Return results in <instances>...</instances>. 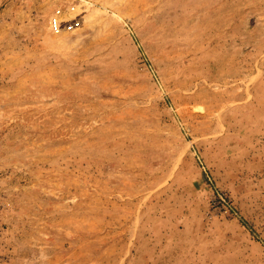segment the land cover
Segmentation results:
<instances>
[{"label": "rangeland", "instance_id": "1", "mask_svg": "<svg viewBox=\"0 0 264 264\" xmlns=\"http://www.w3.org/2000/svg\"><path fill=\"white\" fill-rule=\"evenodd\" d=\"M0 0V264H264V0Z\"/></svg>", "mask_w": 264, "mask_h": 264}, {"label": "built area", "instance_id": "2", "mask_svg": "<svg viewBox=\"0 0 264 264\" xmlns=\"http://www.w3.org/2000/svg\"><path fill=\"white\" fill-rule=\"evenodd\" d=\"M76 1L83 2L84 0H73L65 6H57L53 9L48 20L51 32L57 34L62 31L74 30L79 26L78 2Z\"/></svg>", "mask_w": 264, "mask_h": 264}]
</instances>
